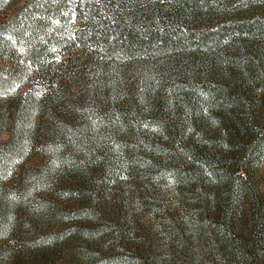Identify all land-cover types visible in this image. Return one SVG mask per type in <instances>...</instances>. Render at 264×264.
<instances>
[{
	"label": "trees",
	"instance_id": "16d2710c",
	"mask_svg": "<svg viewBox=\"0 0 264 264\" xmlns=\"http://www.w3.org/2000/svg\"><path fill=\"white\" fill-rule=\"evenodd\" d=\"M3 134L0 264H264V0H0ZM125 180L180 192L157 256Z\"/></svg>",
	"mask_w": 264,
	"mask_h": 264
},
{
	"label": "rangeland",
	"instance_id": "374dc122",
	"mask_svg": "<svg viewBox=\"0 0 264 264\" xmlns=\"http://www.w3.org/2000/svg\"><path fill=\"white\" fill-rule=\"evenodd\" d=\"M7 140V134L0 137V143ZM255 181L261 196L264 198V161L257 169ZM153 183L146 186L145 182L131 184L125 180L121 185L114 187V192L106 201V214L121 212L125 215H133L131 220L133 223L129 227L130 233L125 247L131 253L139 256H157L167 247L165 239L159 234L149 217L142 219L139 216V203L143 195H149L151 192L159 199L158 201L165 204L167 210L177 214L183 212L185 208L183 202L177 199L180 192L174 190L169 184H165V181L157 182L156 180ZM70 264H76V261L71 260Z\"/></svg>",
	"mask_w": 264,
	"mask_h": 264
}]
</instances>
